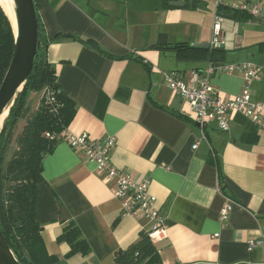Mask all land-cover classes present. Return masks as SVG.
Returning a JSON list of instances; mask_svg holds the SVG:
<instances>
[{"label":"crops","instance_id":"0c3cea01","mask_svg":"<svg viewBox=\"0 0 264 264\" xmlns=\"http://www.w3.org/2000/svg\"><path fill=\"white\" fill-rule=\"evenodd\" d=\"M197 1L189 0L190 8L167 10L161 0V8L149 11L128 0H38V15L49 42L48 60L76 105L68 132L116 138V168L137 183L150 181L168 226L166 237L154 244L159 264H264V245L253 250L248 245L264 239V129L239 112L230 115L228 132L215 122L200 128L196 113L167 86L164 74L178 71L190 84L197 69L205 70L211 62L202 55L177 58L149 49L160 34L172 43H210L215 22L206 15L202 30H183V41H172L170 32L162 31L170 11L200 16V4L209 1ZM221 30L227 52L217 67L259 65L262 72L253 84L252 101L264 104V18L240 20L235 15ZM128 56L133 59H122ZM211 83L221 99L233 100L242 91L243 74L216 72ZM43 165L36 219L58 264H115L118 251L147 235L148 220L122 212V203L113 196L115 183L84 153L60 140ZM229 199L234 209L224 222L219 214ZM72 221L92 249L88 256L66 258L69 246L57 241Z\"/></svg>","mask_w":264,"mask_h":264},{"label":"trees","instance_id":"16d2710c","mask_svg":"<svg viewBox=\"0 0 264 264\" xmlns=\"http://www.w3.org/2000/svg\"><path fill=\"white\" fill-rule=\"evenodd\" d=\"M172 1L175 0H164V8L175 9L171 5ZM186 1V8L193 6L189 0ZM195 2L199 4L197 0ZM35 3L39 12L38 0H35ZM221 7L219 9L223 11L224 8ZM234 13L240 20H249L252 17L239 11ZM39 39V55L33 72L11 109L0 135V225L6 241L22 264H58L59 258L50 255L44 244L42 226L36 219V203L39 186L44 181V159L53 153L60 141L58 138L73 120L76 105L61 88L57 71L48 60L49 42L40 18ZM89 44L102 54L114 58L97 43L89 41ZM14 45L11 22L0 5V86L10 66ZM149 49L162 53L172 52L177 58L202 55L209 59L214 67L220 64V58L227 52L225 47L220 45L200 48L189 42L172 43L167 34H160L157 42ZM122 59H133V56ZM135 60H141L147 66L144 60ZM200 71L197 69V72ZM174 73L180 74L178 71ZM34 92L42 94V97L39 107L30 112L28 103ZM24 119L27 122L16 139L17 145L13 154L8 159L7 154L14 141L16 127L19 121ZM57 241L69 246L70 251L66 258L77 254L88 256L92 252L75 221L64 227ZM115 264H159V254L146 235L127 250L118 251L115 254Z\"/></svg>","mask_w":264,"mask_h":264},{"label":"built area","instance_id":"2783aa9c","mask_svg":"<svg viewBox=\"0 0 264 264\" xmlns=\"http://www.w3.org/2000/svg\"><path fill=\"white\" fill-rule=\"evenodd\" d=\"M226 12L247 14L252 17L264 18V0H217L214 18V37L210 42L211 47L222 44L221 23L223 17L219 7ZM216 72H240L243 74V88L241 93L233 100H223L218 96L212 86L211 80ZM262 68L253 63L225 64L195 72L191 83L187 84L180 74L169 72L164 74L167 86L180 95L190 104L196 113V122L204 129L211 122H215L222 132L230 130V115L233 112L244 114L257 127L264 129V104L252 101L253 84L260 80ZM58 139L66 141L74 150L84 153L86 158L94 162L97 171L107 180L115 183L113 196L122 203V212L133 216H142L150 223L147 236L152 244L163 240L168 231L167 220L161 214L157 199L150 192V181L141 183L134 181L129 174L119 170L112 162V152L116 146V138L94 139L87 134L76 135L66 130ZM197 142L193 149H197ZM234 209V203L229 199L220 211L221 221L229 220ZM249 249L253 250L259 245H264V239L250 240Z\"/></svg>","mask_w":264,"mask_h":264},{"label":"water","instance_id":"95a60500","mask_svg":"<svg viewBox=\"0 0 264 264\" xmlns=\"http://www.w3.org/2000/svg\"><path fill=\"white\" fill-rule=\"evenodd\" d=\"M17 30L14 31L15 45L13 57L7 73L0 86V122L3 124L0 135L4 130L20 92L30 78L39 55V15L35 0H13ZM192 3V1L190 2ZM171 5L177 8L185 7L186 2L175 0ZM2 7V6H1ZM7 15V14H6ZM220 15L225 19H234L235 13L223 11ZM8 17V16H7ZM9 18V17H8ZM10 20V19H9ZM11 22V21H10ZM12 25V24H11ZM13 28V26H12ZM196 47L210 48V43L196 44ZM220 47H224L223 44ZM0 264H22L6 241L0 225Z\"/></svg>","mask_w":264,"mask_h":264},{"label":"rangeland","instance_id":"374dc122","mask_svg":"<svg viewBox=\"0 0 264 264\" xmlns=\"http://www.w3.org/2000/svg\"><path fill=\"white\" fill-rule=\"evenodd\" d=\"M131 1L133 7L137 9H142V10H149L151 11L152 9L155 8H161V0H128ZM209 2L201 3L200 4V11L201 15H196V13H191L189 11H181L180 9L170 11L167 15L165 13L164 16V26L163 28L165 30H162L163 32L169 31L170 32V39L172 41H183L185 39V36H180L184 31L185 28H190L192 31H199L203 29V25H201L203 16L206 15L207 18H215V11L217 8V0H208ZM227 0H224L226 2ZM207 3V4H206ZM168 16V17H167ZM227 20L223 18V22ZM190 21V22H188ZM215 22V21H214ZM193 23V24H189ZM209 25V20L207 19V22H205V26ZM213 26V25H212ZM162 28V29H163ZM168 33V32H165ZM212 41V40H211ZM42 96L38 94V92H34L31 94L28 107H30V112L35 111L37 109V104L38 101L40 100ZM27 120H20L15 131V136H14V141L11 145L10 150L8 151L7 158L9 159L11 155L13 154L14 149L16 148V139L19 136V134L22 132Z\"/></svg>","mask_w":264,"mask_h":264},{"label":"bare ground","instance_id":"6f19581e","mask_svg":"<svg viewBox=\"0 0 264 264\" xmlns=\"http://www.w3.org/2000/svg\"><path fill=\"white\" fill-rule=\"evenodd\" d=\"M0 5L2 6L4 12L7 14L9 17L11 24L13 26L14 31L17 30V23H16V16H15V4L13 0H0ZM4 118V117H3ZM3 118L1 119L0 122V129L3 124Z\"/></svg>","mask_w":264,"mask_h":264}]
</instances>
